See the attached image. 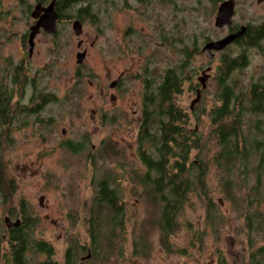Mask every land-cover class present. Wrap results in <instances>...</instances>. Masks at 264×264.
<instances>
[{"label": "rangeland", "instance_id": "obj_1", "mask_svg": "<svg viewBox=\"0 0 264 264\" xmlns=\"http://www.w3.org/2000/svg\"><path fill=\"white\" fill-rule=\"evenodd\" d=\"M223 1L218 0L213 9L210 0H148L147 3L86 0L61 12L55 35L41 30L34 38L29 57L26 42L29 28L34 24L31 18L34 0H0V76L6 66L21 62L32 80L21 92L15 87L12 99L13 106L19 105L20 113L9 132V145L2 153L0 164L6 168L4 176L11 179L16 192L12 197L0 196V238L7 230L4 219L20 220L23 207L37 220L34 238L52 247L51 260L57 264H65L73 252L75 264H250L251 251L264 248V236H254L250 243L241 215L244 205L233 206L223 196L219 183L223 173L213 161L217 146L210 134L208 112L219 104L215 98L217 78L225 84L237 81V89L243 90L255 82L264 84V56L254 48L247 49L245 68L224 74L220 71L223 57L226 53L236 57L240 48L232 45L226 51L213 52L212 59L201 50L206 39L220 40L235 27L263 25L264 3L235 0L232 26L216 29L214 19ZM87 6L97 16V24L83 16L82 32L76 37L72 30L74 17L80 7ZM79 40L83 41L81 48L77 46ZM82 49L86 50L85 58L77 65L76 55ZM183 53H190L191 59L182 72L181 91L174 96V105L183 111H189L196 99L194 88L198 78L210 68L205 72L209 75L205 88L197 87L201 90L200 101L193 106L199 115L196 128L202 139L200 158L208 164L206 191L200 196L199 191L189 194L177 225L168 236L166 249L161 244L158 226L147 227L151 219L157 218V213L146 202L142 187L132 181L135 171L141 175L145 169L137 155L136 113L143 90L140 79L146 78L144 66H148L149 78L157 80L168 69L178 71L183 64ZM121 73L127 74L125 92L113 100L115 94L110 84ZM39 95L43 98L51 95L53 101L46 98L42 111L35 109L26 114V107L39 104L40 99L36 100ZM250 119L242 122L244 131ZM85 139L87 143L82 151L74 153L64 148L65 143L79 144ZM105 140L116 144L120 156L95 157L96 163L91 165L89 152L99 156ZM194 156L192 153L193 159ZM103 170L120 177L124 230L117 232L111 247L103 243L102 254L91 255L86 260L88 249L92 252L93 248L84 218L93 197L91 179ZM246 191L243 189L236 196L240 198ZM207 199L215 211L208 217ZM259 211L264 212V207ZM140 236L146 239L149 248L135 254ZM5 252H8L6 248ZM5 252H2L3 260L7 257ZM37 260L43 261L44 257Z\"/></svg>", "mask_w": 264, "mask_h": 264}, {"label": "trees", "instance_id": "obj_2", "mask_svg": "<svg viewBox=\"0 0 264 264\" xmlns=\"http://www.w3.org/2000/svg\"><path fill=\"white\" fill-rule=\"evenodd\" d=\"M48 1L34 0V5L31 6L35 7L37 4L46 6L51 0ZM54 1L58 20H61L62 11H68L77 3L86 0ZM137 1L148 2V0ZM210 1H213L212 7L215 9L218 0ZM28 8L31 9L30 5ZM83 16L97 24V16L89 6L80 7L74 18L82 24ZM245 27L244 34L222 50L226 51L235 45L241 52L236 57L226 53L220 67L221 73H232L245 68L248 61L247 49L254 48L264 56V23L254 27L248 24ZM236 28L238 27L233 30ZM210 41L213 40L206 39L205 44ZM183 55V64L178 71L174 68L168 69L163 80L160 83L156 81L154 85L153 79L149 78L148 92L142 101L144 112L137 139V155L145 169L141 175H137L135 171L132 177V181L142 187V195L145 196L146 202L157 213L155 214L157 218L151 219L147 227L150 229L158 226L161 244L166 249L169 247L168 236L174 231L177 217L188 202L189 194L199 191L198 196H200L206 191L204 179L208 164L200 158L202 139L196 128L199 115L196 114L194 107L189 108V111H183L174 105V96L181 91L182 72L191 59L190 53H183ZM23 68L21 62L18 65L6 66L0 76V163L4 149L9 145V132L20 113L17 110L19 105L16 104V107L12 105L15 87L21 92V88L32 81ZM217 80L218 91L215 98L219 104L208 112L212 127L210 134L217 146L213 161L223 173L219 183L224 198L232 202L233 206L238 207L241 204L245 207L241 215L244 218L246 237L251 243L254 236H264V212L259 211L260 207H264V84L255 82L243 90L237 89V81L225 84L223 80L219 78ZM200 86V83H197V87ZM46 98L50 99L49 102L53 101L51 95H44V98L39 95L36 98L37 101L40 99L39 104L34 107L29 105L30 109L26 107L25 113H33L35 109L42 111ZM42 104L43 106L39 109ZM248 117H251V123L245 125L244 131L242 122ZM191 119L196 124L195 128L191 125ZM86 143L87 139L79 144L65 143L64 148L76 153V151H82ZM101 144L99 156L93 151L88 154H92L91 165H94L97 159L120 156V151L114 142L105 140ZM192 153L195 154L194 159ZM95 157L98 158L95 159ZM1 164L0 196L12 197L16 192V186L12 184L11 179L6 180L4 176L6 168H1ZM235 173L236 179H233ZM119 179L120 177L109 170H103L91 179L93 197L86 207L88 215L84 218L88 222L93 246L92 257L102 254L101 248L104 245L111 247L117 232L124 230L122 223L125 221V206ZM243 189L247 190L246 193L240 194L238 198L236 193H241ZM21 212V222L18 227L4 230L0 238V264H57L51 260L52 247L43 241L36 240L33 236L37 220L31 218L23 207ZM212 212H215L213 204L207 199L205 214L208 217L212 215ZM10 216L13 217L11 214ZM4 225L6 227L5 222ZM139 241V248L135 249V254L145 252L149 248L144 237L140 236ZM5 248L8 250L7 253ZM2 252L7 255V257L4 256L5 260L2 258ZM39 257H44V260L38 261ZM74 257L73 252L71 258L67 257L65 264H75ZM249 259L250 264H264V248L252 250Z\"/></svg>", "mask_w": 264, "mask_h": 264}, {"label": "water", "instance_id": "obj_3", "mask_svg": "<svg viewBox=\"0 0 264 264\" xmlns=\"http://www.w3.org/2000/svg\"><path fill=\"white\" fill-rule=\"evenodd\" d=\"M257 3H264V0H257ZM235 12V0H225L219 4L216 11V16L214 19V27L217 29L228 28L232 26V18ZM31 18L34 20V24L29 28V34L27 38L28 53L31 56L34 48V38L42 30L43 32L53 35L56 33V24L58 20V14L55 11V1L51 0L46 6L41 4L35 5L31 12ZM72 30L76 37H79L82 32V24L78 20H74L72 23ZM246 30L245 26H241L235 32H231L224 38L217 41L207 42L201 53L204 54L208 59L213 58V52H220L224 50L228 45L232 44L236 39L241 37ZM78 47L81 46V42H78ZM85 58V52L78 53L76 55V64L80 65L83 63ZM210 68H207L205 72H209ZM203 72L201 77L198 78V82L201 85V89L205 88V82L209 75ZM200 99V89L197 91L196 99L192 101L190 108L199 101ZM43 197L39 199L40 204ZM7 228L16 227L19 225V220L12 222L8 217L4 219Z\"/></svg>", "mask_w": 264, "mask_h": 264}, {"label": "flooded vegetation", "instance_id": "obj_4", "mask_svg": "<svg viewBox=\"0 0 264 264\" xmlns=\"http://www.w3.org/2000/svg\"><path fill=\"white\" fill-rule=\"evenodd\" d=\"M239 28V27H238ZM237 28V29H238ZM223 29V28H222ZM237 29H234L232 31H230L228 34H230L231 32H235L237 31ZM227 36V35H226ZM78 42H81V46L83 45V41L79 40ZM78 44V43H77ZM81 46L79 48H81ZM81 52H85L86 53V50L82 49ZM143 71L145 72V76L146 78L144 79H140L141 82H142V86H143V90H142V95H141V102L139 104L140 108H139V112L136 113L137 114V119H136V123H137V127L140 128V125H141V122H142V115H143V112H144V109H143V103H142V100H144V97H145V94L146 92H148V83L149 82V69H148V66L145 65L144 66V69ZM203 74V73H202ZM127 76V74H126ZM125 74L124 73H121L117 78L116 80H113L112 83L110 84V87L113 89L114 91V94H115V97L114 95H112V99H119L120 98V95L121 93H124L125 92V87H126V81H125V78H126ZM128 78V77H127ZM164 78V74L162 75L161 78L158 77L157 80H153V85L156 83V81H158L160 83L161 80H163ZM137 79V78H136ZM195 89V94H197V91L199 90L196 86ZM200 94H201V91H200ZM134 114V116L136 115ZM139 130V129H138ZM18 220V219H17ZM12 221V220H11ZM16 221V220H15ZM15 221H12V222H15ZM20 221V220H19ZM21 222V221H20ZM19 222V224H20ZM18 226L16 227H10V228H6L7 230H11V229H15L17 228ZM91 257V252L90 250L88 249L87 251V256L85 257L86 260H88L89 258ZM84 257H82L80 259V261H83Z\"/></svg>", "mask_w": 264, "mask_h": 264}]
</instances>
